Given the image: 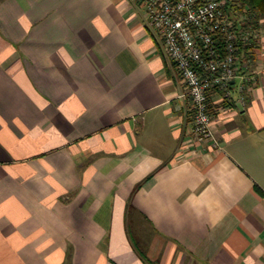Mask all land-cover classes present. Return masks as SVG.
I'll return each mask as SVG.
<instances>
[{"label":"crops","instance_id":"0c3cea01","mask_svg":"<svg viewBox=\"0 0 264 264\" xmlns=\"http://www.w3.org/2000/svg\"><path fill=\"white\" fill-rule=\"evenodd\" d=\"M257 28L195 146L133 0H0V264H264Z\"/></svg>","mask_w":264,"mask_h":264},{"label":"built area","instance_id":"2783aa9c","mask_svg":"<svg viewBox=\"0 0 264 264\" xmlns=\"http://www.w3.org/2000/svg\"><path fill=\"white\" fill-rule=\"evenodd\" d=\"M179 78L181 98L191 115V143L212 142L219 148L212 124L213 95L230 101L234 82L244 68V48L260 43L257 30L244 29L234 0H133ZM257 48V47H255ZM243 92L244 86H239Z\"/></svg>","mask_w":264,"mask_h":264},{"label":"trees","instance_id":"16d2710c","mask_svg":"<svg viewBox=\"0 0 264 264\" xmlns=\"http://www.w3.org/2000/svg\"><path fill=\"white\" fill-rule=\"evenodd\" d=\"M234 2L235 14L244 18V29L257 30V25L264 18V0H234ZM255 47L257 44L252 43L246 46L244 51H252Z\"/></svg>","mask_w":264,"mask_h":264}]
</instances>
